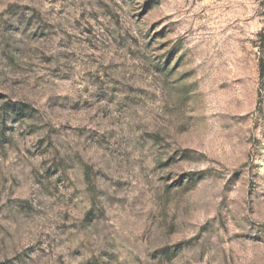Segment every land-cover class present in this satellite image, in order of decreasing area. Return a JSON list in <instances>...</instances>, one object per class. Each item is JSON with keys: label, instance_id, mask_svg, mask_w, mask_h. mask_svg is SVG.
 Wrapping results in <instances>:
<instances>
[{"label": "rangeland", "instance_id": "rangeland-1", "mask_svg": "<svg viewBox=\"0 0 264 264\" xmlns=\"http://www.w3.org/2000/svg\"><path fill=\"white\" fill-rule=\"evenodd\" d=\"M0 264H264V0H0Z\"/></svg>", "mask_w": 264, "mask_h": 264}]
</instances>
